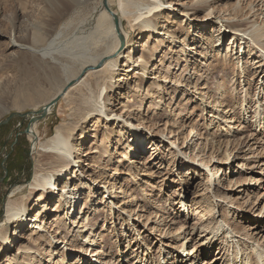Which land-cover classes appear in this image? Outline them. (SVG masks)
<instances>
[{
  "label": "rangeland",
  "instance_id": "374dc122",
  "mask_svg": "<svg viewBox=\"0 0 264 264\" xmlns=\"http://www.w3.org/2000/svg\"><path fill=\"white\" fill-rule=\"evenodd\" d=\"M109 1L118 14L119 4L128 12L136 10L135 15L143 5L153 12L155 31L148 35L125 21L132 42L128 51L121 44L117 52L125 53L116 66L106 67L105 60L88 68L59 94L62 73L49 82L47 69L40 64L36 70L31 56L12 43L15 37L31 39L47 31L57 18L54 0H0V97L7 99L6 105L0 101L6 106L0 107V264H87L93 262L90 257L98 258V264H264V124L259 125L256 113L264 117V41H239L242 47L237 48L231 45L233 34L223 38L225 29L234 33L224 17L237 0H214L212 19L204 9L183 15L190 0ZM243 1L244 14L255 13L256 26L264 29V0ZM102 9L98 0L79 15H65L58 24L70 25L63 45L84 22L91 20L94 27ZM193 31L199 34L196 39ZM144 39L148 56L136 64ZM109 40L107 33L98 34L89 42L91 51L100 52ZM158 40L162 45L156 49ZM128 55L134 58L127 63H134L130 70ZM110 69L113 79L107 76ZM214 69L226 70L223 81L209 77ZM37 86L41 96L27 102L24 94ZM125 92L132 98L127 109L119 106ZM57 93L56 105L34 122ZM107 97L112 114L128 120L131 129L83 105L84 99H93L104 106ZM58 128L70 134L74 147L83 145V156L73 151L78 157L73 185L78 183L67 196L69 215L77 223L67 221L65 206L55 208L45 228L35 227L22 243L17 238L21 223L9 224L7 208L11 202L25 204L31 210L29 222L38 202L59 200L33 191L38 175L63 164L46 146ZM137 128L150 144L143 160L131 161L123 153ZM94 130L98 137L90 141ZM218 166L223 173L219 187V176H211ZM83 237L96 238L86 245Z\"/></svg>",
  "mask_w": 264,
  "mask_h": 264
},
{
  "label": "bare ground",
  "instance_id": "6f19581e",
  "mask_svg": "<svg viewBox=\"0 0 264 264\" xmlns=\"http://www.w3.org/2000/svg\"><path fill=\"white\" fill-rule=\"evenodd\" d=\"M97 1L98 0H54V3L56 5L57 18L52 23V25L49 24L47 26V31L45 33H43L41 30H39L33 34V37L31 39H28L27 37L19 36L18 38L15 37L12 40V43L19 48V50L22 52V55L24 54V55L31 56V60L33 62V67L36 70L38 69V66L40 64L45 69H47L46 72L50 73V75L48 74V76H50V77H48L49 82L53 79L58 80L57 75H60L62 73V75L65 77V79H64V83L62 85V88L58 92L59 94L61 93L63 88H65L66 86L67 87L72 86V84H70V83L72 81H74L77 77H79L81 75V73L84 72L88 68H95L99 63H100L99 66H101L105 60L107 62L106 67L110 66L111 68H114L116 66V64L120 60V55L125 53V51L129 50L130 43L132 42L129 35L126 33L125 21L128 22V24H130L132 28L138 27V29H143L142 31L148 30V32H147V33H149L148 35H150L152 32L155 31L156 26H154V24L151 23L152 19L150 18L151 13H153V12L147 10L146 8L141 9L143 5H139L138 8H137V6L134 7V8H137L139 11V13L138 14L136 13L137 15H135L134 12L136 10H134V12H128V10L125 9L124 5L119 4V7H118V10L120 12L119 13L120 15H119L118 12H114L112 10V6H111V3L109 0H107L106 3H105V0H101L103 9L99 14V18L97 19L96 25L94 27H92L91 20L84 22L83 25L77 30L78 33H76L71 38V41L68 42L67 45L66 44L63 45L64 34L68 31V29L70 28V25H64L61 28H59L58 24H59L60 20L65 15H69V14L79 15L82 11V10L80 11V9H82L86 6L95 5L97 3ZM176 1H178V0H176ZM190 2L192 4L191 7L187 8V9L185 8V10L182 11L183 15H188L189 11L191 12L190 14L193 15L198 11L200 12L201 9H204V11L205 10L209 11L206 18L209 17V19H212L213 13H211V8H212V2H214V0H190ZM231 8H232V10L230 11L229 15L228 16L226 15L227 17L225 16L224 18H226V19H228V21H230L229 27L233 28L232 30L234 33L229 32L225 29L224 30L225 35L223 36V38L227 37L228 35L230 36V34H233V37H232L233 41H232L231 45L233 47L235 45H237V48L242 47V44L239 46V41L243 42L244 45H249V43L250 42L253 43V41L259 45L263 44L264 29L261 28L260 26H258V27L256 26L258 24V18L253 19L254 17H257V15L254 13L253 16L249 17L250 14L249 15L244 14V10H245L244 8H246V7H244V1L243 0H237ZM212 10L214 11V8H212ZM185 11L187 12V14L185 13ZM192 11H194V13H192ZM115 15H117V19L114 17ZM172 19H174V18H172ZM231 19H233V20H231ZM234 19H236V20H234ZM177 23H180V22H177ZM245 24H252V25L248 29L245 28V29L241 30L240 28H243V26H245ZM166 29L167 28L164 27V25H163V30H161V32H164V33L161 34V32L159 31V35L161 34L162 36H165V35L169 34V33H165ZM102 33H107L108 37H110L109 42L107 43L106 47L101 49L100 52H97V51L92 52L90 49V44H89L90 40L92 38H96L98 34L101 36ZM192 33H193L192 35H193L194 39H196L199 36V34L198 33L196 34L195 31H193ZM162 36H158V38H160ZM236 39H237V41H236ZM157 42H159V44L156 45V49H159L162 45V42H161V40H158ZM27 43H31V45L27 44ZM121 44L125 45L126 49L124 52L120 53L117 51L120 48ZM231 45H229L228 47L230 48ZM146 46H147V42H145V39H144L142 42H140L138 49H137L140 52V54H139L140 57H138L139 60L136 61V64L143 62L142 61L143 58H146L148 56L147 53L146 54L144 53ZM142 47H143V53L141 54ZM169 47H171V46H169ZM167 50H168V48H167ZM112 57H115V59H111ZM123 58H124V56H123ZM133 59H132V56H130V55L127 56L126 66H127L128 70L131 69V66H134V63H133V65L128 66V64ZM238 59L241 62V59L240 58H238ZM72 67H75V69L73 71H69L68 69L72 68ZM260 67H262V66H259V68ZM29 70L30 69L25 71V75L28 74ZM108 71H109V73L107 76L110 77L111 79H113L114 75H115L114 70L110 69ZM221 72H222V75H221ZM250 73H251V71L248 70L247 74H250ZM225 76H227L226 70L219 71V70L214 69L209 77L212 80H215L217 77L218 78L221 77L222 78L221 80L223 81ZM53 77H55V78H53ZM129 78H130V76L128 75L127 81L129 80ZM263 80H264V78H263ZM82 83H83V81L80 82L79 84H77L76 86H73V87L78 88L82 85ZM250 87L252 88L254 86L250 85ZM109 88H111L110 85H109ZM252 90H253V88H252ZM219 91L220 90H218V92ZM263 91H264V88H263ZM261 92H262V90H261ZM223 93H224V90L223 91L221 90L219 92V95L220 96L224 95ZM59 94L57 96L55 95L56 98L54 100L50 99L47 102L46 106H43L41 108V110L38 111V113H36V115H38V117H40L43 113H45L47 115L49 112V109L51 110V108L54 107V106H52V103L55 102L58 97H61V95H59ZM24 95H25V99L27 102H34L35 96H36V99H39L37 97L41 96V93L39 92V86L35 87L33 89V91L27 92V94H24ZM24 95H23V97H24ZM120 96H121V101H120L119 106L123 107V109H127L129 107V103L132 101V98L127 97L128 96L127 92H125V94H121ZM5 99H6V96L2 97V98L0 97V101H3L4 104L6 105L5 102H7V99L6 100ZM224 99H226V97ZM15 100H16V104L21 103L18 99H15ZM89 100L94 102V103L85 102V101H87L86 99H84V103H83V105H86L87 109H90V110H88V112L93 111L95 113H98V112L104 113V115H106L107 118H109V119L111 118L112 120L115 119L114 122L118 123L119 121H123L127 130L131 129L132 124H130V122L128 120L125 121L120 116H117L116 114H112L113 111L110 110V108H108V105H106V103H108V101H109L108 97H107V100L105 99L104 106H100L98 104L96 105L95 101L93 99H88V101ZM127 100H129V103L126 102ZM260 103L262 104L261 101H260ZM0 107L3 108V110L6 109V106L0 105ZM138 108L141 109L142 106L138 107ZM109 111H110V113H108ZM0 112H2V109H0ZM256 113L258 115H260L259 125L263 126L264 117H262V112L256 111ZM121 127H123V126H121ZM136 131H138V132H135L133 130V132H132L133 136L130 137L131 142H130V146H128L129 150L127 152L123 153V157L129 158L131 161L134 159H137V158L143 160L144 159L143 152L144 151L148 152V144H150V143H148L149 138L143 133V131L141 129L137 128ZM97 137H98V135L96 133V130H94L91 133V136H90L91 140L90 141H92V139L96 140ZM173 144H175L177 146L176 141L173 142ZM46 146L49 149L54 150L58 154V157H59L60 161L62 160L63 164L60 165L59 169L55 170L52 173L38 175L35 178L34 183H33V188H34L33 191L34 192H39V191L43 192V194H45V196H47L48 199H52L54 197L55 199H59V200L58 201L54 200L51 203H45L43 205L39 204V202H38L37 208H34L35 211L33 212V214L31 213L32 216H30L31 220L29 222L27 221V218H28V215H29L31 210L26 209L25 204H23V203L14 204L12 202L9 204V206L7 208L8 222H9V224L13 225L17 220L20 221L21 226H20V231L17 234V238H18V240L23 239L22 243L26 240V238L30 232H33V233L36 232V231H34L35 227H37L39 229L45 228L47 223L50 221L49 215L52 214V212L55 210V208L65 206L69 211V213L67 214V221L73 220L72 225L77 223V219H74V217H71L69 215L72 203L68 202L67 198L70 197V196H68L69 194L73 193L76 190V188H77L76 185L78 183V182H76V185L75 186L73 185V179L75 177H77V175L75 173H73L72 170L74 167H76V165L78 163L77 162L78 157L75 158V156L73 155V151H75V154L77 153L79 156H81V155L83 156L84 154H82V152H81L83 145H81L80 148L74 147V145H72V143L70 141V134L62 132L61 128H58L56 134L54 135V137L50 141H48L46 143ZM89 149L90 148L83 149V152L85 153ZM71 164H74L75 166H73L70 169L69 166ZM220 168H222V167H219V166L215 167L213 169V173H211L212 177H214V176L218 177L219 176L218 187L223 183L221 180L223 173L220 175V172H221ZM59 177L63 178V180L60 181V183H58V181L60 180ZM222 186H223V184H222ZM57 191H59V192L55 193ZM41 199H43L42 195L40 197V200ZM84 199H86V198L83 197V200ZM52 203H53V205H52ZM55 203H56V205L54 206ZM30 224H32L31 227H30ZM31 228H33V229H31ZM92 238L94 239L96 237H85L84 238L85 244L86 245L92 244V241H91ZM11 250L12 249H9L8 252L11 253ZM2 252H3V250H2ZM8 252L4 251L5 254ZM183 253H185V252H183ZM7 255L9 256V253ZM86 255H88V254L86 253ZM189 255H187L186 258H188ZM11 259H12V256H10L9 261ZM90 259H93V262H90L87 260L88 261L87 264H96V263L98 264L99 263L98 258L94 259L93 257H90ZM182 262H184V261H182ZM198 264H200V262Z\"/></svg>",
  "mask_w": 264,
  "mask_h": 264
},
{
  "label": "water",
  "instance_id": "95a60500",
  "mask_svg": "<svg viewBox=\"0 0 264 264\" xmlns=\"http://www.w3.org/2000/svg\"><path fill=\"white\" fill-rule=\"evenodd\" d=\"M106 1H107V0H105V3H106ZM114 17L117 19V15H115ZM60 98H61V97H58V98L56 99V101L52 103V106H55L56 103L58 102V100H59ZM44 116H46L45 113H43L40 117H36V118H34L33 121L35 122V121H37L38 119H40V118H42V117H44ZM29 131H30V130H27V132H29Z\"/></svg>",
  "mask_w": 264,
  "mask_h": 264
}]
</instances>
